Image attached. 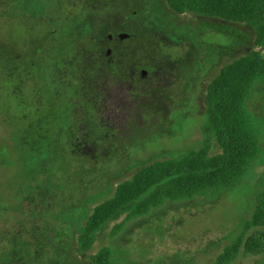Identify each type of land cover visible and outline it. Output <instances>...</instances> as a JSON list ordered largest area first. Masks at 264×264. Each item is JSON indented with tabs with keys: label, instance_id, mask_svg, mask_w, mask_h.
<instances>
[{
	"label": "rangeland",
	"instance_id": "1",
	"mask_svg": "<svg viewBox=\"0 0 264 264\" xmlns=\"http://www.w3.org/2000/svg\"><path fill=\"white\" fill-rule=\"evenodd\" d=\"M88 13L109 33L128 35L116 46L137 70L130 94H117L100 113L74 97L78 77L70 74L84 57L80 45L90 42L72 41L71 23ZM254 36L244 23L176 14L166 0H0V264L12 249L4 231L17 216L28 264H95L106 245L119 264H212L264 189V86L249 105L260 151L238 187L167 203L113 239L123 217L109 221L86 252L78 248V228L138 169L201 144L207 87L254 50ZM54 67L66 76L54 77ZM28 193L34 202L21 214ZM231 264H264V255H240Z\"/></svg>",
	"mask_w": 264,
	"mask_h": 264
},
{
	"label": "trees",
	"instance_id": "2",
	"mask_svg": "<svg viewBox=\"0 0 264 264\" xmlns=\"http://www.w3.org/2000/svg\"><path fill=\"white\" fill-rule=\"evenodd\" d=\"M166 3L176 14L192 13L248 25L255 35L254 50L223 67L209 83L205 118L200 128L201 144L177 157L153 161L118 184L113 195L97 204L84 225L78 228V248L81 252L92 246L95 234L109 221L123 217L110 231L109 237L113 239L129 223L148 216L167 203H182L197 197L213 198L223 191L235 189L253 169L259 154L261 139L257 118L249 105L256 88L264 86V0H166ZM94 17L95 14H86L84 29H78L81 23H71L72 41L105 39L104 35L109 31ZM80 47L85 51L84 57L76 61L78 68L70 72L78 77L74 97L92 106V100L108 99L104 93L112 87L111 83L127 81L121 71L106 65L104 53L98 45ZM119 94L124 98L123 94ZM213 142L219 148L217 154H211ZM40 163L41 171L46 173L49 168L45 167L42 159ZM46 181L43 178L40 184H46ZM31 194H23L19 204L21 214L26 213L24 208L34 202ZM26 197H30L32 202L27 203ZM19 223L17 216V221L8 223L4 231L5 240L12 246L11 251L4 255L5 264L29 262L23 251L26 249L24 242L20 241L22 235H18ZM10 225H15L14 229ZM37 243H31L36 245V257L40 250ZM240 255H264V189L255 195L251 216L244 220L212 264H231ZM93 261L95 264H119L113 258L109 245L103 246L94 255Z\"/></svg>",
	"mask_w": 264,
	"mask_h": 264
},
{
	"label": "flooded vegetation",
	"instance_id": "3",
	"mask_svg": "<svg viewBox=\"0 0 264 264\" xmlns=\"http://www.w3.org/2000/svg\"><path fill=\"white\" fill-rule=\"evenodd\" d=\"M83 11H81L80 13H82ZM84 15V14H83ZM81 24L78 26V29H84L83 28V24L85 23V20H80ZM123 32V31H116V32H111V33H107V35L105 36V39H102L100 41H90L88 42V45H98L101 50L104 53V61L106 63V65L110 68L112 67V69H114L115 71H121L122 72V76L124 78H126L127 82L124 83H111L112 87L109 89V91H106L104 94L108 99H104V98H100L99 100H92V102L94 103V106L96 107V110L98 113L102 112V110H106L108 109V107H110V104H112L113 106L115 105V102H112L114 99V97L121 93L124 96H127L128 94H130L129 92L133 89V85L132 82L135 81V77H136V69L134 68V63H130L127 62L128 60L125 58V56H122L124 52L120 53V51L118 52V46L119 44H123L125 41H123L122 39H120L119 34ZM80 42V41H79ZM82 44V43H79ZM84 45V44H82ZM81 45V46H82ZM113 53H117L119 54V56L117 57H113ZM91 68H94L93 66H91ZM145 69H142L139 72V76L140 78H142L144 75H142V71ZM53 75L54 77H58L60 79H63L66 76V72L65 70H61L59 68L54 67L53 68ZM146 71V70H145ZM147 73V71H146ZM117 103V102H116ZM112 106V107H113ZM111 116V114L107 115V117ZM69 139V138H68Z\"/></svg>",
	"mask_w": 264,
	"mask_h": 264
},
{
	"label": "water",
	"instance_id": "4",
	"mask_svg": "<svg viewBox=\"0 0 264 264\" xmlns=\"http://www.w3.org/2000/svg\"><path fill=\"white\" fill-rule=\"evenodd\" d=\"M119 37H120V39H124V38H127L128 37V35L127 34H124V33H122V34H120L119 35ZM146 74V71L145 70H143L142 71V75H145Z\"/></svg>",
	"mask_w": 264,
	"mask_h": 264
}]
</instances>
